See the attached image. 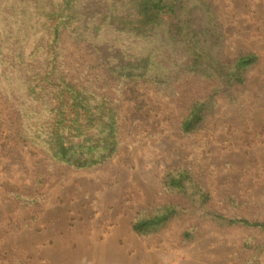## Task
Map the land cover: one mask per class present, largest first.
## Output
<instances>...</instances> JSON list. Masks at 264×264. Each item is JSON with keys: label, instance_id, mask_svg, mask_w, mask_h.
<instances>
[{"label": "rangeland", "instance_id": "1", "mask_svg": "<svg viewBox=\"0 0 264 264\" xmlns=\"http://www.w3.org/2000/svg\"><path fill=\"white\" fill-rule=\"evenodd\" d=\"M233 55L241 47L264 54V0H217ZM67 56L90 59L67 36ZM175 96L137 81L111 86L121 106V143L106 163L73 168L7 136L0 115V264H242L264 232L220 225L189 212L160 231L141 235L135 215L169 196L164 173L185 166L211 193V208L249 219L264 217V56L247 82L221 96L202 127L180 133L174 124L197 91ZM3 103L0 99V108ZM11 134V133H10ZM234 198L238 207L226 204ZM254 245L252 248L247 245ZM261 259L264 260V250ZM259 254V255H260Z\"/></svg>", "mask_w": 264, "mask_h": 264}, {"label": "trees", "instance_id": "2", "mask_svg": "<svg viewBox=\"0 0 264 264\" xmlns=\"http://www.w3.org/2000/svg\"><path fill=\"white\" fill-rule=\"evenodd\" d=\"M67 36L88 47L91 58L67 56ZM228 36L217 0H0V115L9 123L6 137L38 148L53 162L98 167L121 143L122 109L108 88L137 81L171 97L199 83L201 90L181 104L174 124L182 134L195 133L218 98L231 99L233 88L262 63L263 51L241 47L232 55ZM162 189L168 199L135 215L137 233L158 232L192 211L220 225L264 232V217L211 208L210 191L188 167L169 168ZM228 203L241 204L232 197ZM260 245L242 264H264Z\"/></svg>", "mask_w": 264, "mask_h": 264}]
</instances>
